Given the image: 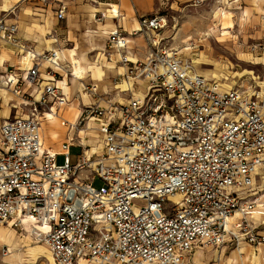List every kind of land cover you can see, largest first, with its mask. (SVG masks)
I'll return each instance as SVG.
<instances>
[{
  "label": "built area",
  "instance_id": "1",
  "mask_svg": "<svg viewBox=\"0 0 264 264\" xmlns=\"http://www.w3.org/2000/svg\"><path fill=\"white\" fill-rule=\"evenodd\" d=\"M105 16L100 11L96 20ZM64 17L62 4L57 18ZM166 24L160 14L139 17L130 33L148 40L144 59L131 58L123 27L110 33L108 58L122 64L127 78L146 82L143 95L125 103L101 96L70 48L37 52L22 45L20 58L30 57L28 67L20 65L24 77L9 68L1 81L17 95L24 83H38L42 94L27 95V114L0 126V225L25 229L31 222L28 232L55 264H185L195 248L228 239L264 251V229L249 219L260 215L264 227V199L244 196L264 170V94L225 89L199 74L152 36ZM17 32L16 22L0 19L1 37L14 42ZM261 47L253 43L250 50ZM62 74L95 99L77 121L58 118L54 107L68 104L65 84H57ZM44 119H58L71 133L98 119L99 141L90 146L71 137L55 151L43 143ZM74 146L81 153L71 164Z\"/></svg>",
  "mask_w": 264,
  "mask_h": 264
},
{
  "label": "rangeland",
  "instance_id": "2",
  "mask_svg": "<svg viewBox=\"0 0 264 264\" xmlns=\"http://www.w3.org/2000/svg\"><path fill=\"white\" fill-rule=\"evenodd\" d=\"M98 1L106 2L107 0ZM41 2H44L45 5ZM51 2L52 0H0V19L6 16H4L6 9L15 3H19L16 13L5 17V19L9 18L12 20L14 18L19 21L24 18L25 25L22 27L23 30L30 33H39L40 30H43L46 39L59 38L60 47H70L75 43H81L82 48L89 52L91 60L97 61L98 64L104 63L97 56L99 55L97 53L102 50L101 44L106 38V35L101 33L102 28L95 23H90L86 29H83L77 21L78 17L76 15L78 13L74 12L75 10L79 11L80 14L78 15L87 14L86 4L99 6V3L92 0L70 2L71 7H69L67 16V19L70 20L69 23H67V20L54 21L53 23V20H55L53 18L54 14L50 11L47 12V15H34V13H31V11L42 12L43 10L38 8L48 6ZM230 2L232 0H155L156 5L150 14H160L167 18V24L161 32L168 35H172L175 32L174 41L178 43H163V45L167 48L178 50L183 58L192 62L198 73L206 76L211 81L221 82L226 88H241L242 85H247L259 89L260 81L264 79V65L247 54L246 46L255 32V25L259 19L258 16L263 2L261 4L254 3L252 0H238L233 4H230ZM25 10L30 13H25ZM223 10H233V14H224L221 22L222 26L230 28V32L221 34L217 28L211 31V34L208 37L206 36V39L201 40V31H207L208 27L218 23ZM25 14L27 16H24ZM241 16L242 19L245 17L247 22L246 20H241ZM66 26L71 27L70 39L68 38L69 30H65L62 34L55 30L57 27L64 28ZM91 36L100 38L102 43H99V40H95L97 43L89 42L88 39ZM18 41L25 45L30 42L26 46L34 48V43L31 40L23 41V39L18 38ZM44 49H49V46L45 45ZM19 57H21V54ZM103 66L106 67L107 64H102ZM94 68V65L91 66L92 71ZM103 70L106 74V84L110 85L111 70H108V67ZM46 134L48 140L56 142L52 129L48 128ZM54 142L49 144L53 146ZM80 153V148H71V164L77 163ZM57 162L63 163L64 156L59 155ZM263 180L261 178V183L257 186V190L264 186ZM101 184L100 180L95 182V186H100ZM233 189L232 186L231 191ZM0 227L11 233L13 238H16L14 241L17 242L16 245H12L11 241L6 242L10 246L9 255L16 257L9 264H53L47 247L43 243L27 237L26 230L11 227L10 225H0ZM239 254L246 256L244 262L239 260ZM9 255L7 256L8 258ZM209 256L210 253L206 252L201 257L196 258L193 252L189 255L185 264H209ZM0 264H3V262L0 261ZM220 264H264V261L256 262L250 250L230 245L225 255H222Z\"/></svg>",
  "mask_w": 264,
  "mask_h": 264
},
{
  "label": "crops",
  "instance_id": "3",
  "mask_svg": "<svg viewBox=\"0 0 264 264\" xmlns=\"http://www.w3.org/2000/svg\"><path fill=\"white\" fill-rule=\"evenodd\" d=\"M74 1H76V0H52V2L50 4H48V6H42L41 8H38V9H42L43 10L42 12L41 11H38V12L31 11V13H34V15L35 14L47 15V12L50 11L54 14L53 18L55 20H53V23H54V21L57 22V21H66V20H67V23H69L70 20L67 19L68 18L67 16H68V12H69V7H71L70 2H74ZM237 1L238 0H232V2H230V4H233ZM252 2L258 3V4H261V2H263V3L261 4L260 13L258 16L259 19L255 25V32L252 35V37H250L251 41L246 46V52L251 58L255 59L256 61H258L264 65V0H252ZM41 3H43L45 5L44 2H41ZM104 3H107L108 5H100L99 4V7H100L99 9H100V11H103L106 14L105 18L101 21H97L96 16L99 15V12H100V11H98L95 13V15L93 17L94 21L87 23L86 26H84L83 20H84V17L87 16V14L78 15V14H80L79 11H76V10L74 11V12L78 13L76 15L78 17L77 21L80 23V25L83 27V29H86L90 23H95L97 26L102 28L101 33L106 35L105 41L103 43H102V40L100 38H93V36H91V38L88 39L89 42H91V43H94L97 40H99V43L103 44V46L101 44L102 50L97 53V54H99L97 56H99L101 61H103L104 63L98 64L97 61L90 59L94 63L91 66H93V65L95 66L93 71L91 70V67H90V70L92 72L91 75L88 73L87 64L84 61V59L82 58V55L80 54V51L85 50L84 48H82L81 43H75L73 46H70V47H67V46L60 47V44H59L60 39L59 38L46 39L44 36L43 30H40L39 33H37V32L30 33L28 31L26 32L25 30H23L22 27H24V25H25L24 18L22 20H19L20 23H18L19 21L15 20L14 18H12V20L9 18L5 19V17L16 13V9L18 8L19 3H15L10 8L6 9V11H5L6 14H4V16L5 15L6 16L4 18H1V19H3V21L6 24H9L11 22H16L18 24L17 38H21V39H23V41H27V40L33 41L34 48H32V49H34L37 52H44V51H48V50H60L62 53H66V51H67L66 49L75 48L77 50L78 55L81 58L83 66L85 68L87 80L88 81L94 80V81L98 82V84H99L98 93L101 96L105 97V99H107L111 103H125L131 97L142 96L143 91L146 88V82L143 80L142 81H136V80L129 79L126 76H124V74H123L124 68H123L122 64L115 62L114 60L108 58L106 44L108 43L110 33L115 29L116 26L123 27L129 33L135 29H138L139 17L144 16V15H154V14H150V12L154 9L156 3H155V0H114V1L113 0H107ZM62 4H64V6H65V17L63 19H58L57 18V11L60 9ZM229 11L230 12H225L223 10L221 13V17L219 19V22L214 23V24H219V26L214 27V28H211L213 26H210V27H208L207 31H209V33H210L211 31L218 28L220 30L221 34L226 33V32H230V30H229L230 28L224 27L221 24L222 19L224 17V14H226V13L233 14V10H229ZM24 12L30 13V12H28V10H25ZM24 16H27V15L25 14ZM240 19L246 20V22H247V19H245V17H243V19H242V16H241ZM20 26H21V29H20ZM209 28H211V29H209ZM226 28H228V30H226ZM162 29H160L157 32H152V36L156 39V41L158 43H160V45L164 46L163 43H178L177 41H174V35L176 34L175 32L172 35L171 34L168 35V34L161 32ZM55 30L59 34H62L65 30L66 31L69 30L68 38L70 39V33L72 32L71 27H69V26L68 27L66 26L64 28L57 27ZM201 32H203V31H201ZM209 35H206V36L208 37ZM206 36L201 37V35H200L201 40L206 39L207 38ZM21 43L22 42H19L18 39H17V41L11 42V41H8V40H6L0 36V97H1V100H0V126L3 123V121H5L6 119L12 118L15 115L27 114L30 105L28 102L25 101V98H27L28 96H32L33 98L38 99L42 94V87L38 83H34V84L24 83L22 85V88H23L22 95H17L13 92H10L9 90H7L3 86V84H1V81L6 74V71L9 68H12L14 73L19 75L20 77H24V75H25L24 69L18 64V61H17L20 58L19 55L23 52V49L21 47H22V45H25V44H21ZM129 43H130L129 54H130L132 59H134V60L135 59H144L146 57V55L148 54V50H149V45H148L149 42L144 35H142V34L132 35L130 33L129 34ZM253 43H257V44L262 45L261 49L259 48L255 51H251L250 45H252ZM29 44H30V42L27 43L26 45H29ZM45 45H48L49 49H44ZM177 52H178V50H177ZM178 54H179V52H178ZM179 56L182 57L180 54H179ZM89 57H90V54H89ZM118 57H119V55L116 54L113 59H118ZM105 63L107 64L106 67H108V70H111L110 71V76H111V84L110 85L106 84L107 81L105 80L106 74H105L103 69L106 67H104V66H103L104 68L102 67V64H105ZM105 70H107V69H105ZM204 77H206V76H204ZM215 82L219 83L222 86V88L231 89V88L224 87V85L221 82H218V81H215ZM57 84L60 86L62 84H65V86H66L65 90H66V94H67L66 96H67V100H68L67 105H64L61 107H57L56 105L54 106L56 108L58 114H59L58 118L66 119V120L71 121V122L77 121L80 118L82 108L84 106H88V105L95 103V99L93 98V96H91L87 93H84V92H80L78 90L77 82L71 80L70 78H68L64 74L60 75L59 79H57ZM241 88L244 91H246L248 94H250L251 96L254 95L255 92H257V91L258 92L260 91L261 93L264 94V79L260 81V88L259 89H256V88H253V87L247 86V85H242ZM263 102H264V99H263ZM100 103L102 105L107 104L105 101H101ZM263 114H264V104H263ZM99 122L100 121L98 119L88 120L84 123V125L78 131H76L75 133L74 132L71 133L65 127L60 125L58 119H54L52 121H47L44 119L43 124H42V129H41L43 143L46 144V142H47V145H45L46 147H51L53 150L59 151L61 149V145L64 141H67L71 137H75L77 139H84V141L88 145L93 146V145L97 144L99 141V137L97 134V128L99 127ZM48 128L53 130L54 140L56 139L55 140L56 142H54L53 140H48V136L46 134L48 131ZM51 142H54L53 146H51L49 144ZM74 147H76V146H74ZM261 178L264 179V170H261L257 173V175L255 176L254 185L250 189H248L244 192L245 197L253 196V195L259 193V195L264 199V186L258 190L256 189L257 186L261 183ZM238 218L239 217H236V218L233 217V221H236ZM249 219L253 223L254 226H259L260 230L264 229V227L260 224V222H261V216L260 215H253ZM30 224H31V222H29V221L26 222V226L24 229V230H26V232H27ZM0 230L5 232L9 236V238H7L3 241H0V257H1L0 261L3 262V264H9L11 261L16 259V257L14 258V256L9 255L10 246L6 242L11 241L12 245H16L17 242L14 241L16 238L14 239L12 234L8 233L2 227H0ZM230 245L237 246L238 248L244 247V248L250 250L251 254L255 258L256 262L264 261V251L262 248H258L256 246H253L246 241H241L240 243L236 244V243H233L230 239H228V241H226L223 245L217 246V247H197L187 255L186 260L188 259L189 255L193 252L195 253L196 258H199L203 254H205L206 252H209L210 253L209 264H220V260L222 258V255H225L226 250H227V248H229ZM3 246H6L8 248V254H6V255H3L1 252V249ZM241 253H243V252H241ZM8 255H9V258L7 257ZM240 256H242L244 258L240 259L241 258ZM239 260L244 262V260H246V256L239 254ZM53 264H55V263L53 262ZM77 264H93V263L83 259V260L78 261Z\"/></svg>",
  "mask_w": 264,
  "mask_h": 264
},
{
  "label": "bare ground",
  "instance_id": "4",
  "mask_svg": "<svg viewBox=\"0 0 264 264\" xmlns=\"http://www.w3.org/2000/svg\"><path fill=\"white\" fill-rule=\"evenodd\" d=\"M92 1H94L96 3H99L100 5H108L107 3H104V2H101L100 3L98 0H92ZM85 7H86V11H87V16H85L84 17V20H83L84 26H86L87 23H89V22H93L94 21L93 20V17L95 15V13L98 12V11H100V9H99L100 7L99 6H93L91 4H86ZM225 12H230V11L229 10H225ZM217 26H219V24H214L213 27H211V28H214V27H217ZM211 28H209V29H211ZM209 34H210L209 31H206L205 30V31L201 32V37L206 36V35H209ZM102 46H103V44H102ZM70 49H71V51L77 52V50L75 48H70ZM80 54L82 55V58L84 59V61L87 64V71H88V73L91 75L92 72L90 70V67L94 63L90 60L89 53L86 50H82V51H80ZM17 61H18V64L19 65H23L25 67H28L29 64H30V57L27 56V57H25L23 59L19 58ZM44 145H47V142ZM27 236L29 238H31V239H34L32 233L31 232H28V230H27ZM7 238H9V236L5 232H3L2 230H0V241H3L5 239H7ZM240 257H241L240 259L244 258L242 256H240Z\"/></svg>",
  "mask_w": 264,
  "mask_h": 264
}]
</instances>
